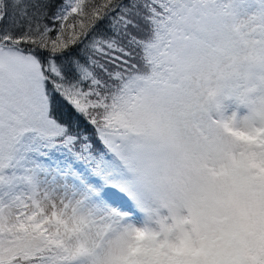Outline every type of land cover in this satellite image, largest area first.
I'll use <instances>...</instances> for the list:
<instances>
[{
	"label": "snow or ice",
	"instance_id": "6c2138e0",
	"mask_svg": "<svg viewBox=\"0 0 264 264\" xmlns=\"http://www.w3.org/2000/svg\"><path fill=\"white\" fill-rule=\"evenodd\" d=\"M0 264H264V0H0Z\"/></svg>",
	"mask_w": 264,
	"mask_h": 264
},
{
	"label": "rangeland",
	"instance_id": "374dc122",
	"mask_svg": "<svg viewBox=\"0 0 264 264\" xmlns=\"http://www.w3.org/2000/svg\"><path fill=\"white\" fill-rule=\"evenodd\" d=\"M127 199V198H126ZM131 207V208H134V205H132L131 201H128V205L125 207L124 210H128V208ZM135 215L139 218L140 217V214L138 212L135 213Z\"/></svg>",
	"mask_w": 264,
	"mask_h": 264
},
{
	"label": "trees",
	"instance_id": "16d2710c",
	"mask_svg": "<svg viewBox=\"0 0 264 264\" xmlns=\"http://www.w3.org/2000/svg\"><path fill=\"white\" fill-rule=\"evenodd\" d=\"M58 2H59V0H58Z\"/></svg>",
	"mask_w": 264,
	"mask_h": 264
}]
</instances>
